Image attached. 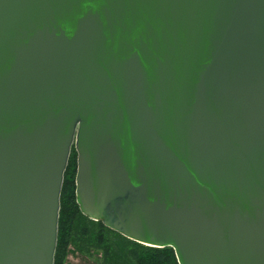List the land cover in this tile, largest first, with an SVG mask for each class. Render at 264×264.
Wrapping results in <instances>:
<instances>
[{
    "label": "water",
    "instance_id": "1",
    "mask_svg": "<svg viewBox=\"0 0 264 264\" xmlns=\"http://www.w3.org/2000/svg\"><path fill=\"white\" fill-rule=\"evenodd\" d=\"M81 213L177 264H264V0H0V264Z\"/></svg>",
    "mask_w": 264,
    "mask_h": 264
},
{
    "label": "trees",
    "instance_id": "2",
    "mask_svg": "<svg viewBox=\"0 0 264 264\" xmlns=\"http://www.w3.org/2000/svg\"><path fill=\"white\" fill-rule=\"evenodd\" d=\"M74 173L71 148L59 194L53 264H62L68 246L78 255L93 257L95 264H177L171 248L143 246L105 228L99 220L81 215L75 203Z\"/></svg>",
    "mask_w": 264,
    "mask_h": 264
},
{
    "label": "rangeland",
    "instance_id": "3",
    "mask_svg": "<svg viewBox=\"0 0 264 264\" xmlns=\"http://www.w3.org/2000/svg\"><path fill=\"white\" fill-rule=\"evenodd\" d=\"M62 264H95L93 257L78 255L68 246Z\"/></svg>",
    "mask_w": 264,
    "mask_h": 264
}]
</instances>
